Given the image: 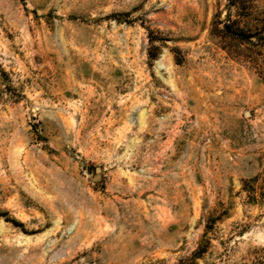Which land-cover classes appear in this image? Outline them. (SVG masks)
I'll use <instances>...</instances> for the list:
<instances>
[{
  "label": "rangeland",
  "instance_id": "rangeland-1",
  "mask_svg": "<svg viewBox=\"0 0 264 264\" xmlns=\"http://www.w3.org/2000/svg\"><path fill=\"white\" fill-rule=\"evenodd\" d=\"M263 169L264 0H0V264H264Z\"/></svg>",
  "mask_w": 264,
  "mask_h": 264
},
{
  "label": "trees",
  "instance_id": "trees-1",
  "mask_svg": "<svg viewBox=\"0 0 264 264\" xmlns=\"http://www.w3.org/2000/svg\"><path fill=\"white\" fill-rule=\"evenodd\" d=\"M246 185V190L248 192L249 198L254 201L256 200V190H258L259 196L264 197V169L255 175L253 178L249 179L245 183ZM200 253V250H198L197 253H194L191 256V260L196 258V255ZM193 264V263H190Z\"/></svg>",
  "mask_w": 264,
  "mask_h": 264
},
{
  "label": "water",
  "instance_id": "water-1",
  "mask_svg": "<svg viewBox=\"0 0 264 264\" xmlns=\"http://www.w3.org/2000/svg\"><path fill=\"white\" fill-rule=\"evenodd\" d=\"M100 170H101L100 167H96V168H95L96 173H98Z\"/></svg>",
  "mask_w": 264,
  "mask_h": 264
}]
</instances>
